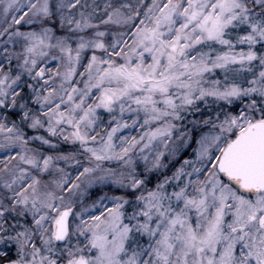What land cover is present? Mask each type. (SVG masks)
I'll use <instances>...</instances> for the list:
<instances>
[{
    "label": "snow or ice",
    "instance_id": "1",
    "mask_svg": "<svg viewBox=\"0 0 264 264\" xmlns=\"http://www.w3.org/2000/svg\"><path fill=\"white\" fill-rule=\"evenodd\" d=\"M0 264H264V0H0Z\"/></svg>",
    "mask_w": 264,
    "mask_h": 264
}]
</instances>
